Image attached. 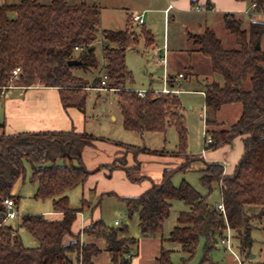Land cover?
<instances>
[{
	"label": "trees",
	"instance_id": "obj_1",
	"mask_svg": "<svg viewBox=\"0 0 264 264\" xmlns=\"http://www.w3.org/2000/svg\"><path fill=\"white\" fill-rule=\"evenodd\" d=\"M236 1L256 4V12L264 11V0ZM226 18L237 49L226 50L212 30L190 35L198 51L210 59L213 71L224 79L223 86L206 84L203 90L205 123L217 129L207 132L214 141L209 148L218 149L236 137L245 138L244 154L232 176L224 175L221 164H208L201 172L200 182L209 195L216 185H221L224 215L188 182L179 187L173 184L178 171L187 172L200 160L188 153V127L179 95L151 91L143 98L132 88L135 81L127 65V54L142 41L147 48L155 45L150 29L136 24L133 15L128 14L124 30L102 31L107 77L103 85L104 79L90 83L75 74L76 69L87 72L100 67L95 56L100 24L96 5H71L66 0H51L49 4L22 0L18 5L0 7V87L7 86L13 71L21 68L16 87L56 88L65 108L84 111L90 89L106 90L117 95L127 131L166 134L168 128H175L178 145L174 155L183 158L184 163L175 170H166L162 182L141 196L123 201L130 217L138 214L142 238L162 237L173 203H185L188 210L180 213L178 226L165 240L182 247V264L194 259L202 238L206 240L207 258L227 230L232 232L241 254L248 256L253 242V216L247 209L260 208L259 216L264 215V24L251 23L244 29L233 16ZM70 61H80L82 65L69 66ZM234 104L242 106V115L229 130H221L216 116L224 106ZM93 145L91 135L74 132L0 137V264H73L70 256L74 253L81 264H95L94 258L102 249L95 244L82 245L81 234L72 232L77 214L88 203L83 200L82 210H73L68 197L69 192L84 186L93 174L83 163L84 149ZM58 160L69 165L59 166ZM26 162L32 167L31 181L38 184L35 198L53 201L54 212L63 215L60 220L43 215L22 217L20 226L38 241L37 248L26 247L5 220L4 202L13 199L18 204L20 198L12 195V188L24 176ZM83 234L104 240L113 264H129L137 256L139 239L130 237L127 228L117 229L97 221L85 228ZM67 237H73L75 242L66 245ZM171 256L172 251L162 248L159 264H174Z\"/></svg>",
	"mask_w": 264,
	"mask_h": 264
},
{
	"label": "crops",
	"instance_id": "obj_2",
	"mask_svg": "<svg viewBox=\"0 0 264 264\" xmlns=\"http://www.w3.org/2000/svg\"><path fill=\"white\" fill-rule=\"evenodd\" d=\"M3 2L4 0H0V7L3 5ZM146 5L140 8L142 9L141 13L135 12L132 15L137 14L143 16L144 25L150 29L155 36V45L151 47V49L154 50L155 54L156 51L158 52L157 54H161H159L157 65L163 67L164 69L162 90L166 87H179L181 89L183 84L196 83L199 86V89L201 88L197 92L204 95V102V86L212 83H217L218 85L223 86L224 79L222 76L220 78L216 75L212 69L210 59L198 51V47L190 39V35H200L207 29L212 30L221 40L223 47L226 50H234L238 48V44L234 36L227 29V15L233 16L235 20L242 24L244 29H248L251 23L264 24V11L256 12L252 7L253 4L250 2H238L236 0H163L161 4L156 6H151L152 4ZM198 7H201V10H198ZM203 11L205 13H203ZM200 14H204L203 17H197V15ZM172 22L175 23L177 27H181L183 30L177 36L176 33L171 31ZM162 25L164 28L163 36L155 34L153 29H157L159 26L162 27ZM226 43L228 44L227 48ZM159 44H161V46H159ZM164 58H166V67H164L162 62ZM180 75H183V77H180ZM97 90L98 89H90V91L95 92L104 91ZM149 91H154V89H149ZM6 92H9V94L7 96L4 94V96L0 98V100H2L0 101V137H16L21 135L59 132H74L78 135L84 133L89 134L86 109L84 111H80L76 108H65L58 89L41 86L31 88L16 87ZM105 92L112 93L108 91ZM180 92L182 91L180 90ZM105 111L106 110L103 109V112ZM224 111H232L234 113V120H232L230 126L232 127L239 121L242 115V106L239 104L226 105L217 114L216 119L222 124L221 130L227 131L230 127H226L223 121L222 114ZM211 130L217 131L216 128L207 127L205 123L204 149L202 150V153L197 156L190 154L189 156L199 157L200 160L198 161H201L202 165H199L198 168H200L201 172L206 169L208 164H221L224 166V175L232 176L244 154L245 138L236 137L230 143L225 144L218 149H210L209 147H206V136L207 132ZM111 144L105 143V145L101 147L104 151L103 154H107L108 156L98 155L96 158H93L92 161L87 157L92 154L90 152L86 153V150H91V148L97 149L96 145L94 144L93 146L84 149L83 163L88 171L93 172L99 167L109 166L113 158L114 161L117 160L119 152L117 151V147H113ZM204 152L205 154H203ZM165 153L166 152H163V156H170V154ZM127 158L129 162V157ZM171 158H176V164L174 163V165L177 166L176 168L167 166V163H157L155 167L150 169V171L152 170V172L155 173V179L152 180V182L144 181L142 185L138 186L131 185L126 180H123V183L116 186L112 182L105 183L106 181L101 178L102 172H99V174L94 177L92 174L84 186L77 188L81 190V203L85 200L88 203V206H90L92 203L89 200V195L92 193L96 200L100 197H107L114 198L118 202L122 203H124L123 198L139 197L152 188L153 185L161 183L163 180V174L166 170H175L184 163V159L176 157L174 153ZM168 160V163H171L172 160ZM57 165L63 166L69 165V163L63 160H58ZM149 167L150 166L148 165L147 169L145 168L143 170L142 165L139 166L143 174H146L145 177L147 179L150 178L146 173V170H149ZM100 180L105 182L101 183ZM220 186L221 185H216L214 187V191H216L221 198L219 203L213 205L215 207H218V205L222 202ZM37 189L35 190V194L37 193ZM68 197L70 200L69 193ZM17 205L18 204H16V206ZM122 213L124 214L123 209L120 208L118 214L121 215ZM261 213L262 210L260 208H254L249 212V214L253 216V219L251 220V224L253 226L251 230V237L253 242L248 256L241 254L237 247V242L232 239V232L227 230L223 239L228 237L231 239V248H228V244L222 243L221 247L218 246V240L209 251L207 264H264V215L260 217L259 215ZM30 215H44L51 220H60L63 218L62 214L54 212V208L53 210L47 209L43 212V214ZM103 217L102 212L99 214L97 211H94L89 217L84 216L83 212H79L77 214L76 222L73 225L72 232L74 235L81 234L82 245L95 244L102 249V252L94 258L95 264H113L109 253L105 251L106 243L104 240L92 238L83 234L85 228L91 226L97 221H102ZM116 223H118V225H116ZM110 226L120 227L121 223L119 220H114V222H111ZM123 228H127L128 235L130 236L129 227L127 225H123ZM136 237L139 239L138 253L129 264H159L158 259L161 256L162 248L165 249L164 245L168 243L165 242L166 238L163 236L142 238L140 232L139 234L134 232V236H132V238ZM223 239H220L221 242ZM74 242L75 240L73 237H67L64 241L66 245H70ZM70 258L73 264H81L77 254H72Z\"/></svg>",
	"mask_w": 264,
	"mask_h": 264
},
{
	"label": "rangeland",
	"instance_id": "obj_3",
	"mask_svg": "<svg viewBox=\"0 0 264 264\" xmlns=\"http://www.w3.org/2000/svg\"><path fill=\"white\" fill-rule=\"evenodd\" d=\"M22 0H4L3 5L20 4ZM71 5L87 4L89 6L96 5L100 11V24L98 27V41L95 44V56L100 63V67L97 70L84 71L83 69H76L75 74L90 83H93L96 79H104L105 69L103 67V44L101 33L104 30L119 31L124 30L126 27L127 15L133 13H141L140 8L146 4H152L151 6L159 5L163 0H66ZM51 0H39L41 4H49ZM1 5V6H3ZM147 6V5H146ZM203 13H205L203 11ZM204 14L197 15V17H203ZM196 17V16H195ZM171 31L179 35L183 30L181 27H177L172 22ZM139 28V27H138ZM163 25L157 29H153V32L157 35L163 36ZM173 33V34H174ZM175 36V37H176ZM161 46V44H159ZM228 44L226 43V48ZM156 54L153 49L146 48L145 43L142 41L135 48L131 49L127 54V65L130 71L133 73L134 85L132 88L138 91H162V80L164 77V69L157 65L159 54ZM161 55V54H160ZM160 65V64H159ZM218 77L221 78L218 74ZM201 89V88H200ZM199 86L195 84H183L180 89L179 98L181 99L183 112L188 127V153L190 155L197 156L202 153L204 149V133H205V102L204 95L197 92ZM100 91V90H97ZM88 91L86 113L88 116V133L94 139L96 148L86 150V153L90 152L92 155H88V159L92 161L98 155L106 156L103 154V148L105 143L111 144L113 147H117L119 152L117 160L114 158L109 166H103L93 171V177L102 172L100 180L101 183L112 182L116 186L123 183L126 180L131 185H142L144 181L154 180L155 173L150 171L157 163L166 164L172 168H176L174 165L176 158H171L173 153L177 152L178 134L175 128L170 127L166 134H152L145 133L139 134L136 132L127 131L124 128L123 117L118 106L117 95L112 93ZM109 92V91H108ZM6 96L9 92H5ZM2 101V100H0ZM103 109L106 111L103 112ZM114 118V119H113ZM223 121L226 127L231 126L232 120H234V113L232 111H224L222 114ZM1 122V118H0ZM110 140V141H108ZM111 142V143H110ZM108 147V146H106ZM170 154V156H163ZM108 156V155H107ZM129 157V162L128 158ZM142 158V159H141ZM171 159V163H168ZM113 164H117L114 168ZM176 164V163H175ZM75 166H79L77 162ZM142 165L143 170L149 165V170H146L147 175L150 178H146V174H143L139 166ZM202 165L201 161H197L191 165V170L187 172H177L173 177V184L179 187L183 181L191 184L197 191H199L204 197L208 198V202L211 205H215L221 201L220 196L216 191L209 195L208 189L204 188L200 182L201 170L198 168ZM25 174L22 176L13 186L12 195L19 197V203L15 207L18 209L19 216L15 220H6L8 225L14 227L23 241L24 245L28 248H37L39 246L38 241L25 229L20 227V221L25 214H43L47 209L53 210V204L51 200H38L35 198V190L38 188V184L31 181L32 167L29 163H25ZM91 172V171H90ZM92 176V175H91ZM122 178V180H121ZM81 190L77 189L69 192L70 205L74 210H82L81 203L82 194ZM89 200L92 203L90 206H85L83 212L84 216H90L92 212L103 213V219L107 225L110 226L114 220H119L123 225L129 227L130 236H134V232L141 235V231L138 227V216L134 214L130 217L127 213L126 206L122 202H118L114 198L100 197L95 199L93 193L89 195ZM104 199V201H103ZM120 208L123 209L124 214H118ZM257 207H248L247 211ZM188 207L182 201H176L173 203L171 214L164 226L163 237L166 240L170 237L171 232L178 226V217L181 212L187 211ZM44 216V215H43ZM137 238V237H136ZM231 240V239H230ZM221 240L219 239V245L221 247ZM205 245L204 238L198 246L196 256L190 262L186 264H207V258H205ZM165 250L172 251V261L174 264H182L184 254L182 253V247L179 244L167 243L164 245ZM206 259V261H205Z\"/></svg>",
	"mask_w": 264,
	"mask_h": 264
},
{
	"label": "built area",
	"instance_id": "obj_4",
	"mask_svg": "<svg viewBox=\"0 0 264 264\" xmlns=\"http://www.w3.org/2000/svg\"><path fill=\"white\" fill-rule=\"evenodd\" d=\"M252 7L255 9L257 7L256 4H253ZM198 10H201V7H198L197 8ZM133 21L142 26L144 25V20H143V16L141 15H133ZM78 50V49H77ZM163 64H164V67H166V58L163 59ZM22 73V70L21 68H16L13 73H12V76L9 80V83L7 86H4V87H0V98L4 96L5 92L10 90V89H13V88H16L15 86V82L19 79L20 75ZM180 77H183V75H180ZM107 80V77L104 76V81H103V85H105V81ZM148 92H151V91H138V94L141 96V97H145L146 94ZM155 94H159V93H165V94H174V95H178L180 93V88L179 87H173V88H169V87H166L164 88L162 91H153ZM214 141L212 139V137L210 136H206V147L208 148L211 144H213ZM206 152V151H205ZM205 152L203 154H205ZM5 206H6V214H5V220H15L19 214H18V211L15 210V207H16V202L13 200V199H7L5 202H4ZM218 209L219 211H221L224 215H225V207H224V204L223 202H221V204L218 205ZM116 225H118V223H116ZM222 244H228V248H231L230 247V239L229 237L226 238V239H223L222 240Z\"/></svg>",
	"mask_w": 264,
	"mask_h": 264
},
{
	"label": "water",
	"instance_id": "obj_5",
	"mask_svg": "<svg viewBox=\"0 0 264 264\" xmlns=\"http://www.w3.org/2000/svg\"><path fill=\"white\" fill-rule=\"evenodd\" d=\"M90 52H92V49L90 50ZM68 65L69 66H80V65H82V62H80V61H70L68 63Z\"/></svg>",
	"mask_w": 264,
	"mask_h": 264
}]
</instances>
